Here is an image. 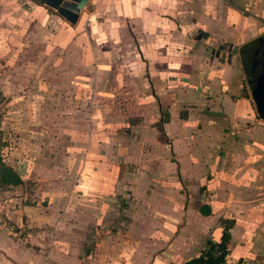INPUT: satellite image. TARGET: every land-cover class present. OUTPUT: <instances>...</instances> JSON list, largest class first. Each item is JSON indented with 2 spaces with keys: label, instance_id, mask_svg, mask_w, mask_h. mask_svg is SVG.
I'll return each instance as SVG.
<instances>
[{
  "label": "crops",
  "instance_id": "crops-1",
  "mask_svg": "<svg viewBox=\"0 0 264 264\" xmlns=\"http://www.w3.org/2000/svg\"><path fill=\"white\" fill-rule=\"evenodd\" d=\"M102 1L71 31L121 38L106 50L120 60L93 47L92 107L79 109V73L77 123L46 121L41 145L29 138L24 154L5 153L22 184L0 190V264H168L181 243L199 246L185 262L230 221L227 264H264V118L246 107L241 58L264 35V0ZM114 66L127 70L119 102L100 70ZM40 112L49 118L50 105Z\"/></svg>",
  "mask_w": 264,
  "mask_h": 264
},
{
  "label": "rangeland",
  "instance_id": "rangeland-1",
  "mask_svg": "<svg viewBox=\"0 0 264 264\" xmlns=\"http://www.w3.org/2000/svg\"><path fill=\"white\" fill-rule=\"evenodd\" d=\"M109 1L103 0L102 3L106 4ZM99 2L100 0L89 2L86 12H95V7ZM0 12L7 14L10 12L9 15L2 17L5 18L3 21H0V123L3 122V126L7 127L4 131L1 130V138L4 142L2 156L5 159V153L9 155L10 152H16L15 156H18L23 151L24 154L27 150L19 151L18 147L21 143L29 141V138L33 143H40L38 137L46 135L44 131H41L46 121L50 126L56 127L60 121H65L72 128L77 123L75 120L80 119L75 118L76 111L72 107L74 105L72 79L80 73L83 80L81 87L84 90L82 94L80 93V98L86 96L88 98L86 101L78 99L79 109L91 108L93 100L89 99V95H94L97 86L94 79L88 77L89 74H94L95 70L91 71L84 62L93 61L94 68L97 67L96 61L98 60L93 49L97 47L101 50V54H97L98 57L102 56L101 59L107 60L108 64L112 62L116 64L120 60L118 57L120 54H107L106 50L113 43L121 44L123 41L121 38L114 37L109 39L102 36H86L82 34V28L78 32V29H74L76 32L71 31L74 25L68 22L65 27L62 17L54 10L33 0H16L14 5H2ZM53 14L56 16L51 17ZM47 48H49V53ZM75 49L78 51L72 54L71 51ZM73 55L76 56L75 59ZM77 60L82 61L81 69L73 67V62ZM100 70L112 72L114 83L111 90H113L115 102H119L117 98L123 93L122 79H126L123 76H126L127 70L120 67L115 68V66ZM63 82L67 84L61 85L60 83ZM84 82H87L88 86ZM105 88L104 84L99 86L101 95L106 91ZM246 93L244 96L249 100L246 107L249 111L253 110L257 113V104L249 88ZM98 103L100 104V101ZM47 104L51 108L49 118L41 115L40 112V109ZM61 106H63V112L59 113ZM130 120L133 119L130 118ZM9 126H14V128ZM27 126L36 127L39 134L29 137L26 133ZM52 136H57L56 132H52L50 137ZM47 140L44 139V142ZM12 147L13 149H10ZM5 149L7 151L4 152ZM35 151L37 154L44 151L51 152L40 148H36ZM179 249V256L171 257L173 260L168 264H182L186 259L184 256L188 257L189 250H198L199 246H186L185 243H181Z\"/></svg>",
  "mask_w": 264,
  "mask_h": 264
},
{
  "label": "water",
  "instance_id": "water-1",
  "mask_svg": "<svg viewBox=\"0 0 264 264\" xmlns=\"http://www.w3.org/2000/svg\"><path fill=\"white\" fill-rule=\"evenodd\" d=\"M54 10L71 25L78 22L82 10L91 0H33ZM241 58L250 92L259 115L264 116V35L242 48Z\"/></svg>",
  "mask_w": 264,
  "mask_h": 264
},
{
  "label": "trees",
  "instance_id": "trees-1",
  "mask_svg": "<svg viewBox=\"0 0 264 264\" xmlns=\"http://www.w3.org/2000/svg\"><path fill=\"white\" fill-rule=\"evenodd\" d=\"M261 116V115H260ZM264 118V116H261ZM0 130V190H7L10 186L22 184V180L14 170L3 159L2 149L4 142L1 138ZM203 214H209V210L201 209ZM233 222H226L219 242L209 240L197 257L185 261L183 264H227L228 245L231 239L230 229Z\"/></svg>",
  "mask_w": 264,
  "mask_h": 264
}]
</instances>
